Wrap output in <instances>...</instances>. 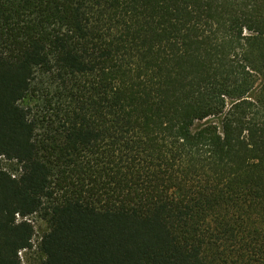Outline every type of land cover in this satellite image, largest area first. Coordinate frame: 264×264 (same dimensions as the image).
Returning <instances> with one entry per match:
<instances>
[{
	"label": "trees",
	"instance_id": "trees-1",
	"mask_svg": "<svg viewBox=\"0 0 264 264\" xmlns=\"http://www.w3.org/2000/svg\"><path fill=\"white\" fill-rule=\"evenodd\" d=\"M33 248L264 264V0H0V264Z\"/></svg>",
	"mask_w": 264,
	"mask_h": 264
},
{
	"label": "rangeland",
	"instance_id": "rangeland-1",
	"mask_svg": "<svg viewBox=\"0 0 264 264\" xmlns=\"http://www.w3.org/2000/svg\"><path fill=\"white\" fill-rule=\"evenodd\" d=\"M31 219L35 220V216H31ZM36 225H37V231L33 237V243L35 245L38 244L39 240H40V234H41V229L45 227V224L42 223L39 219L36 221ZM40 225V227H39ZM36 248V247H35ZM35 248H33L28 254H22L23 257V264H35L37 261V256H36V252H35ZM25 256L28 258H25Z\"/></svg>",
	"mask_w": 264,
	"mask_h": 264
}]
</instances>
